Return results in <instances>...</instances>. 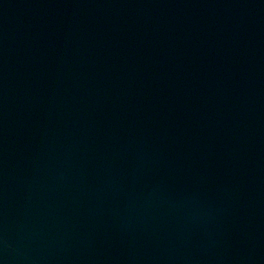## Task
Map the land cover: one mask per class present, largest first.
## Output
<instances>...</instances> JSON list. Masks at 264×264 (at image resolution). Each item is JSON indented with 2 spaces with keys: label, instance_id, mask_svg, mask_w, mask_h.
<instances>
[{
  "label": "water",
  "instance_id": "water-1",
  "mask_svg": "<svg viewBox=\"0 0 264 264\" xmlns=\"http://www.w3.org/2000/svg\"><path fill=\"white\" fill-rule=\"evenodd\" d=\"M0 264H264V0H0Z\"/></svg>",
  "mask_w": 264,
  "mask_h": 264
}]
</instances>
